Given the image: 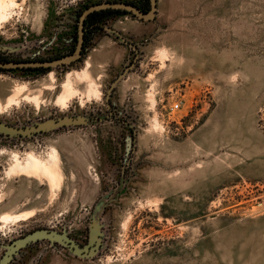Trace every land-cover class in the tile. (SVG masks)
Returning <instances> with one entry per match:
<instances>
[{"label":"rangeland","instance_id":"rangeland-1","mask_svg":"<svg viewBox=\"0 0 264 264\" xmlns=\"http://www.w3.org/2000/svg\"><path fill=\"white\" fill-rule=\"evenodd\" d=\"M85 1L16 0L2 37H16L24 27L38 30L45 17ZM156 7L152 21L122 15L113 26L139 45L136 64L114 89L117 105L139 126L133 158L141 167L130 186H118L122 197L108 201L98 175L103 153L122 137L123 123L115 119L8 155L0 215H25L0 220V238L51 226L63 238L83 237L91 219L96 229L89 235L101 246L94 258L46 249L44 264H264V0H157ZM126 51L110 36L77 67L0 73V116L102 115L106 94L124 74ZM87 61V80L73 75L76 94L60 105L65 76L82 72ZM23 84L27 89L5 108ZM28 94L39 97L38 107L23 99ZM174 104L179 109L172 112ZM51 148L60 157L57 184L7 174L15 156L44 159ZM104 196L111 214L99 221L95 206Z\"/></svg>","mask_w":264,"mask_h":264},{"label":"flooded vegetation","instance_id":"flooded-vegetation-1","mask_svg":"<svg viewBox=\"0 0 264 264\" xmlns=\"http://www.w3.org/2000/svg\"><path fill=\"white\" fill-rule=\"evenodd\" d=\"M115 3L132 5L144 14L150 11L149 0H88L73 7V9L63 15L45 17L43 25L38 30H34V27H24L18 36L8 39L3 38V32L0 31V73H9L14 77H18L45 73L53 69L60 70L77 67L82 63L83 58L89 51L95 50L103 43L105 38L111 36L109 30H116L113 26L119 17L130 15L137 18L132 13L122 9L100 8L87 12L93 7ZM140 21L143 22V20ZM120 34L126 43H121L114 37L113 39L117 43L123 44L127 49L122 63L123 69H120L124 74L119 75L117 80H115L116 78L113 79L115 80L113 88L110 93L106 94L104 99L106 108L102 115H78L85 118V125L56 129L49 132L36 131L38 123L47 119L73 115L51 116L35 120L14 115L10 116L9 114L0 116L1 175L5 177L8 155L11 152L16 151L23 155L30 149L37 151L34 144L39 143L44 138L55 137L60 132L115 119L123 123L122 137L120 143L116 144L117 147H114L113 150L110 147L112 152L109 155L108 152L103 153L98 175L102 182V191H105L106 196L109 197L108 201L119 200L122 197L121 193L123 191L121 192L118 186L123 183L126 186H130L138 178L137 173L141 166L133 158L136 147V130L139 129V126L135 124V119L130 120L131 118L126 115L124 107L120 108V105H117L114 97L116 85L118 86L128 74L129 67L136 64L139 45L137 41L125 37L122 32ZM76 52L79 53V56L68 63L47 66L64 58L72 57ZM107 214H111V209L106 202L101 211L99 221H103ZM92 227L93 220L91 219L90 221L88 220L85 231H82L85 232L83 237L77 236V234H69L66 238H63L61 229L51 226L26 233L19 231V235L15 234L12 237L0 238V263L3 258H7L6 264H44L50 255V253L49 255L48 253L44 254L46 249H49V251L54 249L58 253L61 249L66 257L75 259H92L94 254L97 255L99 248H101V246L97 248L96 244H90L89 235ZM43 230L48 235L53 234L55 238H58L53 245H50L47 239L44 238L25 246H19L20 241L26 236ZM98 238L102 237L99 236Z\"/></svg>","mask_w":264,"mask_h":264},{"label":"bare ground","instance_id":"bare-ground-1","mask_svg":"<svg viewBox=\"0 0 264 264\" xmlns=\"http://www.w3.org/2000/svg\"><path fill=\"white\" fill-rule=\"evenodd\" d=\"M17 5L16 0H0V28L1 25L6 22L13 11V8ZM90 62H86V68L82 72L68 73L63 82V90L57 97V103L60 105H65L72 96L76 94V90L73 88L72 76L79 79H86L88 76V67ZM50 77L53 79L52 73H49ZM54 80V79H53ZM76 80V79H75ZM87 80V79H86ZM95 85L93 82H89L90 91L97 93ZM27 89L25 84L18 86L15 89V92L7 98L5 108L10 107L13 103L17 102L16 94L18 92L24 91ZM20 95V94H19ZM22 95V94H21ZM19 99V98H18ZM24 100L28 102H33L37 107L39 106L40 99L37 96L25 95ZM2 104L0 103V109ZM7 172V171H6ZM14 173H20L28 176H42L45 177L51 184H57L61 177V168H60V157L57 149L51 148L50 153L44 158L40 159L35 156L33 153L27 154L23 162H20L19 159L15 156L13 162L10 164L7 174L11 175ZM25 214L21 215H10L3 213L0 215V220L4 223L11 221H16L20 217H24Z\"/></svg>","mask_w":264,"mask_h":264},{"label":"water","instance_id":"water-1","mask_svg":"<svg viewBox=\"0 0 264 264\" xmlns=\"http://www.w3.org/2000/svg\"><path fill=\"white\" fill-rule=\"evenodd\" d=\"M150 1V11L146 14L142 13L139 11L138 8L132 6V5H127V4H122V3H115V4H109V5H103V6H99V7H93L91 9H89L87 12H90L92 10L95 9H100V8H112V9H122L126 12H130L132 13L134 16H136L138 19L143 20V21H152L155 18V14H156V5L157 2L156 0H149ZM109 34L116 38L119 42L121 43H126L125 39L122 38L121 34L118 33L117 31L114 30H109ZM79 56V53L76 52L74 56L72 57H68V58H64L63 60L57 61L56 63H52L49 64L47 66H55L57 64H61V63H68L72 60H74L76 57ZM122 77V76H121ZM86 121L85 118L82 116H63V117H58V118H54V119H47L45 121L39 122L38 123V127L36 129V131H42V132H49L52 130H56V129H62V128H74L77 126H82L85 125ZM106 205V196H104L95 206V210L102 211V209L104 208V206ZM92 234L93 232L96 231V229L94 227H92L91 229ZM91 234V238H90V244H93V238ZM48 239V240H57L58 238H55L53 234H47L46 231H37L34 233H31L30 235L26 236V238H24L23 240L20 241L19 246H25L26 244H30L32 242H35L37 240H42V239ZM7 263V258H3V260L1 261L0 264H6Z\"/></svg>","mask_w":264,"mask_h":264},{"label":"built area","instance_id":"built-area-1","mask_svg":"<svg viewBox=\"0 0 264 264\" xmlns=\"http://www.w3.org/2000/svg\"><path fill=\"white\" fill-rule=\"evenodd\" d=\"M177 109H179V104H174L171 108H170V111H175V110H177Z\"/></svg>","mask_w":264,"mask_h":264}]
</instances>
